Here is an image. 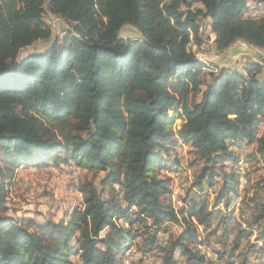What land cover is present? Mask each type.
Instances as JSON below:
<instances>
[{
    "label": "trees",
    "instance_id": "1",
    "mask_svg": "<svg viewBox=\"0 0 264 264\" xmlns=\"http://www.w3.org/2000/svg\"><path fill=\"white\" fill-rule=\"evenodd\" d=\"M248 4L264 0H0V264H127L126 251L152 252L167 223L182 229L156 247L162 264H236L235 254L209 261L200 251L199 232L218 222L238 232L235 247L255 234L264 250V176L242 203L246 228L227 211L238 161L264 169L262 66L215 68L193 52L206 25L217 52L242 42L264 53V15H243ZM46 7L63 35L22 57L51 38ZM126 26L139 36L120 37ZM179 142L192 155L193 182L176 208ZM247 146L254 151L244 156ZM70 163L102 174L81 181L73 211L44 222L8 215L20 168Z\"/></svg>",
    "mask_w": 264,
    "mask_h": 264
},
{
    "label": "rangeland",
    "instance_id": "2",
    "mask_svg": "<svg viewBox=\"0 0 264 264\" xmlns=\"http://www.w3.org/2000/svg\"><path fill=\"white\" fill-rule=\"evenodd\" d=\"M243 15H264V6L248 4ZM44 20L46 24L51 27V38L46 41L38 42L32 47L28 48L21 54L22 57L26 54H40L45 51L56 38L62 37L64 24L57 16L49 13L47 7L45 8ZM201 35L204 39L203 44L199 48L194 49L193 47V51L201 56H205L207 58V65H212L215 68H227L240 72H242L241 68L248 63H256L261 65L262 69L264 68V53L261 50L241 43V45L245 46V50L241 47V45L237 44L231 51L239 50L241 52H246L247 56L234 58V56H231V51L217 52L214 50L212 47L214 35L209 32V29L206 27V25L202 27ZM138 36L139 34L137 31L129 26L124 27L120 31V37L123 39L133 40ZM213 71L215 72L216 70L214 69ZM204 73L206 75H203L202 80L208 81L207 73ZM177 125H179L178 121L175 122L174 126ZM245 153L247 152H243L241 154L244 155ZM176 156L180 163V173L182 174V172L185 171V181L187 183V187H189L193 182V172L189 167V163L192 160V155L189 154L187 147L182 148L178 143V147L176 148ZM262 162H259L258 164L255 163V161L251 162L253 166H251L250 169V186L248 189V195L251 193V186L253 187L261 180L260 170L263 169L261 168L263 167ZM24 168L26 170H24ZM170 176L171 178L174 177L175 179L174 174H171ZM85 177L97 184L102 177V174L86 173L84 171H80V169L73 166V163L65 166L62 164L59 166H45L41 167L40 169L33 167H23V169L20 168L13 180V184L9 188L6 199V207L8 209L7 213L8 215L15 218L25 220L33 219L37 222H44L50 219L59 220L63 216L64 212L69 210L73 211L75 207L80 204L81 195L75 192L76 181L79 179V183H81ZM175 187L181 188L180 184L178 183V177H176V181L172 183L171 194V203L177 208L181 206L180 199L185 195V189L187 187L184 190L178 189L179 192L176 190L178 193H174L173 190L176 189ZM217 190L218 186L215 187V191ZM214 197L215 195L210 196V205L212 204ZM222 208L224 207L222 206ZM248 219L249 217L247 215L243 221L244 226H242L243 224L238 222L231 223L229 215V222L233 225H240V229L246 228V221ZM145 225L146 224L144 223H138L135 226L141 230H144ZM166 225L169 227L167 231L160 229V231L155 234V249L152 252L150 251L148 252L149 254H143L142 249L136 248L135 245H133L131 249L126 251L124 255V261H126L127 264L134 262H137V264H162V261L160 260L161 255L157 252L156 247H159V245H164L165 241L167 243L165 247H167L168 243L173 241L179 235L182 229V227L179 225H174L171 223H167ZM237 233L238 232H236V230L234 231V229L232 231L230 230L229 232H223L220 227V223L218 222L213 228H211V230L199 232V241L201 243L200 251L209 261H217V252L225 251V254L228 257L231 255V253L237 256L236 258H238V260L236 261V264H264V250L257 249V247L261 249V244L255 243V234L251 235V238L247 240H239L238 245L235 247ZM252 243L256 246L255 249H252L253 246H250ZM174 257H180L178 251L174 253ZM244 259H246L247 262H245Z\"/></svg>",
    "mask_w": 264,
    "mask_h": 264
},
{
    "label": "built area",
    "instance_id": "3",
    "mask_svg": "<svg viewBox=\"0 0 264 264\" xmlns=\"http://www.w3.org/2000/svg\"><path fill=\"white\" fill-rule=\"evenodd\" d=\"M195 48L196 47H194V49ZM193 52L199 61L206 64L207 58L205 56H201V55L195 53V51H193ZM263 127H264V121H260L258 123V128L260 130H262ZM179 144L182 148L187 147L185 144H183L181 142H179ZM250 169H251L250 162L246 161L244 158H242L238 161V164H237V167L235 170L236 176H237V195L227 209V211L230 213L231 223L238 222V223L243 224L244 223L243 221L246 218V215L241 214V207H242L243 201L248 197V189L250 186ZM185 174H186L185 171L182 172V174H181L179 169L174 173L175 179H174V177H172V180H173L172 183H174L176 181V177H178V183L180 184V187H181V188L175 187L176 189L173 190L174 193H176L177 191L179 192V190H184L187 187V183L185 181V176H186ZM260 174H261V176H264V169L260 170ZM76 177H77V174H76ZM77 181H78V183H77ZM77 181H76L75 192L79 193L77 190L78 186L80 184L79 179ZM242 226H244V224Z\"/></svg>",
    "mask_w": 264,
    "mask_h": 264
},
{
    "label": "crops",
    "instance_id": "4",
    "mask_svg": "<svg viewBox=\"0 0 264 264\" xmlns=\"http://www.w3.org/2000/svg\"><path fill=\"white\" fill-rule=\"evenodd\" d=\"M241 43L242 42H236V43H234L232 46H230L228 49H226V50H224V51H231L232 49H234V46L235 45H241ZM244 44V43H243ZM246 45V44H245ZM241 47L243 48V49H245L244 47L245 46H243V45H241ZM250 47H252V46H250ZM253 48V47H252ZM246 50V49H245ZM231 56H234V58H238V57H245V56H247V53L246 52H241V51H231ZM220 68V67H219ZM243 69H244V66L241 68V71H243ZM258 78H260V79H262V80H264V68L262 69V71H261V73L258 75ZM246 150H248V151H246ZM252 151H254V146H247V147H244L243 148V150H242V152H252ZM23 169V168H22ZM24 170H26L25 168H24ZM19 172H22V171H19Z\"/></svg>",
    "mask_w": 264,
    "mask_h": 264
}]
</instances>
